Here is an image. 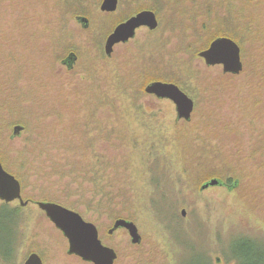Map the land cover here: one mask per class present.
I'll use <instances>...</instances> for the list:
<instances>
[{"label":"rangeland","instance_id":"obj_1","mask_svg":"<svg viewBox=\"0 0 264 264\" xmlns=\"http://www.w3.org/2000/svg\"><path fill=\"white\" fill-rule=\"evenodd\" d=\"M102 2L0 0L4 169L20 181L23 199L57 203L94 223L103 244L117 252L115 264H235L234 256L237 264H264V0H163L151 9L158 29H139L110 57L104 47L115 27L155 1L119 0L114 13L100 11ZM77 17L87 18L88 27ZM206 18L215 23L205 25ZM217 31L240 46V75L208 67L199 57ZM68 51L78 55L72 71L61 63ZM154 81L174 83L194 100L189 122L176 124L174 103L145 93ZM137 90L141 103L159 110L169 131L181 138L178 151L167 147L165 153L175 157L182 151L198 165L192 180L214 172L223 181L237 180L233 190L198 186L179 197L167 179L166 193L162 186L156 190L162 220L148 206H132L130 187L123 192L125 171L113 184V207L103 204L101 216L94 214L102 197H89L93 178L84 172L100 164L108 179L116 167L123 174L126 161L138 154L129 145L141 129L119 106L122 92L131 97ZM16 125L24 129L12 137ZM93 153L104 160H92ZM145 186L139 188L143 195L151 191ZM13 209L0 202V264H24L32 253L44 264H91L68 254V240L39 207L31 204L18 219ZM119 218L137 225L140 244H132L123 229L109 234ZM238 250H245L244 257Z\"/></svg>","mask_w":264,"mask_h":264},{"label":"water","instance_id":"obj_2","mask_svg":"<svg viewBox=\"0 0 264 264\" xmlns=\"http://www.w3.org/2000/svg\"><path fill=\"white\" fill-rule=\"evenodd\" d=\"M119 5V0H103L100 11L114 13ZM83 25H88L87 18H78ZM146 27L154 31L159 27V20L152 10H142L131 16L126 21L115 27L113 32L107 37L105 42V54L110 57L118 44H126L134 39L137 30ZM199 57L205 61L208 67L222 66L224 74L240 75L244 69L241 48L229 37H219L210 43V46L199 53ZM145 93L154 96L159 100L168 99L175 104L177 120L189 122L192 118L195 102L179 86L174 83L155 81L148 84ZM24 127L16 125L13 128L12 137L19 136ZM220 182L212 179L205 183L201 189L219 185ZM0 200L9 203L19 200L22 206L27 203L22 199V186L19 180L7 172L0 161ZM38 207L45 212L46 217L60 230L69 243L68 254L76 255L83 261L92 264H114L117 260V252L103 244L99 236L97 226L86 221L79 213L70 210L54 202H38ZM182 216L187 215V211L182 209ZM118 229H126L130 235L131 243L134 245L141 243V235L137 225L129 220L117 219L109 233ZM24 264H43L42 258L32 253L28 256Z\"/></svg>","mask_w":264,"mask_h":264},{"label":"trees","instance_id":"obj_3","mask_svg":"<svg viewBox=\"0 0 264 264\" xmlns=\"http://www.w3.org/2000/svg\"><path fill=\"white\" fill-rule=\"evenodd\" d=\"M155 4L153 8H144L145 10H158L161 6L163 0H154ZM162 1V2H161ZM209 20V19H208ZM205 25L209 26L210 23H215V21H208L207 18L203 21ZM232 37V35L227 34L224 31H217L215 35L210 39L209 43L216 38L219 37ZM167 81V80H164ZM173 82V81H172ZM128 92V91H127ZM123 93V94H122ZM123 102L119 104L121 107V113H123L125 119H131L134 125V129H141V135L133 136L132 143L129 145V148L132 150L131 152L135 153V157L129 158L127 163L124 165V173H117V170L121 167H116L112 173L108 175V169L92 166L89 168L88 172H84L85 176H91L90 182L92 183L93 189L89 194V197H102L96 201V205L94 207V199L91 198V203L93 204L94 214L97 213L101 216L99 206L106 204L109 206V209L113 207L114 198L112 194L114 193L113 184L117 181V175L124 177L125 171L129 172L128 181L124 184L123 192L128 194L127 186L130 187L131 196L134 197L132 200V206L137 209H141L143 206H148L154 211L155 216L159 219H164L165 214L159 207L160 197H158L157 189H160L166 193L164 189V185L166 184L167 179L170 182H173L177 187V192L181 195H177L182 197L187 194L188 190L192 191L191 188L198 187L204 185L212 179H216L222 184L224 181L219 178L214 172L203 171L198 179H193V176L199 172L200 167L194 166V162L191 160L190 162L182 155V151L175 157H170L165 153L167 147L174 148V151H178L179 146L181 145V138L175 133L169 131L171 127H167L160 117L159 110L156 111L154 108L150 107L147 104L141 103L140 100L142 97L141 90H137L136 93L131 97H126V91L122 92ZM161 101V100H158ZM158 106V105H157ZM179 120L176 118V124H178ZM92 137V136H91ZM109 140V139H108ZM107 143V139L104 141ZM120 141L117 139L116 143ZM108 143H110L108 141ZM91 144L90 149L93 150V145ZM139 146V147H138ZM199 162H205L204 154L201 155ZM92 160H104V156H91ZM111 174L115 175L111 178ZM163 176L162 178H160ZM100 181V182H99ZM142 184H139V183ZM230 183L229 189L230 191L234 189L236 186L237 180L232 181L230 178L227 183ZM139 184V186L137 185ZM151 186V191L148 192L147 195H143L140 192V187H146L145 185ZM170 185V183L168 182ZM193 192V191H192ZM145 197V198H140ZM162 201V199H161ZM16 215L17 219L19 217V212L13 209L11 211ZM87 213V212H86ZM108 218H113L109 214L106 215ZM93 218V215L92 217ZM242 248V247H241ZM239 255L242 257V253L245 250H238ZM248 251V250H247ZM6 255V254H5ZM9 258L11 256L6 255ZM247 256V255H245ZM244 257V256H243ZM234 260L235 264L239 261L235 256L231 258ZM248 264V263H246Z\"/></svg>","mask_w":264,"mask_h":264},{"label":"flooded vegetation","instance_id":"obj_4","mask_svg":"<svg viewBox=\"0 0 264 264\" xmlns=\"http://www.w3.org/2000/svg\"><path fill=\"white\" fill-rule=\"evenodd\" d=\"M140 12V11H139ZM137 14V13H136ZM157 15V14H156ZM78 18H81V17H77L76 19L78 20ZM80 22V21H79ZM81 23V22H80ZM82 24V23H81ZM159 25H160V23H159ZM84 27H88V25H83ZM143 28H145V27H143ZM140 29H142V28H140ZM158 29V28H157ZM156 29V30H157ZM139 30V29H138ZM137 30V31H138ZM155 31V30H154ZM131 41V40H130ZM129 41V42H130ZM127 44V43H126ZM119 45V44H118ZM209 46H210V44H209ZM208 46V47H209ZM207 47V48H208ZM69 53L62 59V65L64 66V67H66L68 70H70V71H72L74 68H75V66L77 65V62H78V55L74 52V51H68ZM205 62V61H204ZM223 68V67H222ZM155 82V81H154ZM152 83V82H151ZM150 84V83H149ZM178 86V85H177ZM179 88L182 90V91H184L180 86H179ZM185 92V91H184ZM186 93V92H185ZM219 185H221V186H223L224 188H226V189H228V190H230L229 189V184L226 182V181H224L222 184H219ZM237 185V184H236ZM22 199H23V196H22ZM0 202H1V204H2V207H4V206H14V209L16 210V211H18V212H20V211H22L23 209H27L31 204H34V205H36L37 207H38V202L37 201H34V200H25V199H23V202L24 203H27L25 206H22L21 204H20V201L19 200H14L13 202H9V203H6V202H4V201H2V200H0ZM41 210V209H40ZM41 212L42 213H44L45 214V212L44 211H42L41 210ZM46 215V214H45ZM123 230H125L127 233H128V231L126 230V229H123ZM60 231V230H59ZM110 231V230H109ZM116 231H118V230H116ZM115 232V231H114ZM113 232V233H114ZM62 233V232H61ZM113 233H111V234H113ZM63 234V233H62ZM110 234V233H109ZM128 235H129V233H128ZM64 236V235H63ZM130 236V235H129ZM65 237V236H64ZM66 238V237H65ZM67 239V238H66ZM131 239V238H130ZM68 252V251H67ZM74 256H76V255H74ZM78 257V256H77ZM42 258V257H41ZM7 261V260H6ZM42 261H43V259H42ZM43 264H44V262H43Z\"/></svg>","mask_w":264,"mask_h":264}]
</instances>
